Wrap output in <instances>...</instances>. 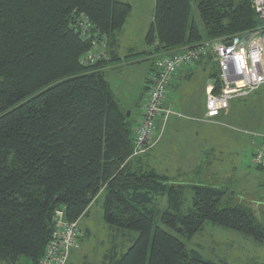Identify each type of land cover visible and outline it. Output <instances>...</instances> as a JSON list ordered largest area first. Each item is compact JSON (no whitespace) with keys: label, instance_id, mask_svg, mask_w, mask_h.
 Instances as JSON below:
<instances>
[{"label":"trees","instance_id":"16d2710c","mask_svg":"<svg viewBox=\"0 0 264 264\" xmlns=\"http://www.w3.org/2000/svg\"><path fill=\"white\" fill-rule=\"evenodd\" d=\"M250 1L155 0L145 46L171 55L264 28ZM193 3L202 29L191 20ZM131 10L121 0H0V264H40L55 212L77 222L101 193L108 228L136 233L103 264H213L182 240L207 222L264 244L254 213L224 204L223 190L186 185L193 196L183 214L181 184L131 163L134 124L103 75L118 60ZM102 38L107 60L83 65Z\"/></svg>","mask_w":264,"mask_h":264},{"label":"rangeland","instance_id":"374dc122","mask_svg":"<svg viewBox=\"0 0 264 264\" xmlns=\"http://www.w3.org/2000/svg\"><path fill=\"white\" fill-rule=\"evenodd\" d=\"M122 1L129 3L132 10L121 30V59L110 65L112 69H105V78L121 110L129 112L131 122L136 124L144 104L141 96L148 74L154 70V62L168 54L156 53L149 47L150 54L144 43L155 0ZM191 20L202 29L194 3ZM190 71L195 74L192 81L174 80L173 88L168 90L169 103L175 104L177 113L169 118L166 129L158 131L147 153L140 159H131V163L181 184L183 214L191 207L193 196L186 185L208 186L225 192L224 204L249 208L264 229V171L252 165L251 159L256 135L264 133V86L247 97L232 99L216 123H204L200 121L204 111L199 89L205 78H200L198 71L211 84L216 66L208 62L193 66ZM174 158H179V162L170 161ZM177 168L180 172L174 171ZM103 203L104 195L98 196L88 215L77 221L81 237L70 250L67 263L103 264L105 255L116 252L120 256L131 246L136 233L111 231L103 220ZM156 207L159 211L166 209L164 196L157 198ZM155 224L161 226L159 217ZM182 240L187 250L198 252L213 264H264V244L208 222L190 240Z\"/></svg>","mask_w":264,"mask_h":264},{"label":"built area","instance_id":"2783aa9c","mask_svg":"<svg viewBox=\"0 0 264 264\" xmlns=\"http://www.w3.org/2000/svg\"><path fill=\"white\" fill-rule=\"evenodd\" d=\"M250 4L258 18L264 20V0H251ZM91 44L92 49L83 58L82 64L90 66L97 61L107 60L106 41L102 38ZM209 57L217 72L216 78L205 88L201 122L214 123L227 111L232 99L247 97L264 86V28L201 42L193 49L159 58L154 62L155 71L150 79L141 115L134 124L130 159L146 154L155 135L175 115L168 100V90L177 72ZM256 137L252 165L264 171V133ZM80 237L78 222H67L62 211L55 212L54 230L40 264H66L70 250Z\"/></svg>","mask_w":264,"mask_h":264},{"label":"crops","instance_id":"0c3cea01","mask_svg":"<svg viewBox=\"0 0 264 264\" xmlns=\"http://www.w3.org/2000/svg\"><path fill=\"white\" fill-rule=\"evenodd\" d=\"M122 1V0H121ZM122 2H124V1H122ZM154 13V12H153ZM152 17H153V15H152ZM152 19V21H153V18H151ZM121 38H122V31L119 33V37H118V41H119V48H118V50H117V59L118 60H120L121 58H120V51H121V49H122V44H121ZM162 54H165V53H162ZM164 56H166V55H163L162 57H164ZM151 57H152V55H151ZM117 60V61H118ZM208 63V61L207 60H202V61H200V62H198V63H196L194 66H204V65H206ZM114 64V63H113ZM110 65L111 64H108L107 66H106V68H108V66L110 67ZM193 66H191V67H185V68H183V69H181V70H179L178 72H177V74H176V76H175V78H174V80H176V81H183V83H184V81L186 80L187 82H190V81H192V79H193V77H194V72H192V71H190V69L192 68ZM105 68V69H106ZM114 68V67H113ZM105 69L103 70V75H104V79H105V81L108 83V85H109V87L111 88V91H112V94H113V96H114V99L116 100V102L118 103V101H117V99H116V97H115V94H114V92H113V90H112V87H111V85L109 84V82L106 80V78H105V74H106V72H105ZM110 69H112L111 67H110ZM198 73L200 74V78L202 77V76H204V78L205 79H202L201 80V82H200V89H199V92H200V99H201V102H202V108H203V111H204V92H205V88H206V86L208 85V79L209 78H207V77H205V75H204V73H201V71H198ZM154 74V70H153V68H152V70L149 72V74H148V77H147V79H146V81H150V79H151V77H152V75ZM209 77H210V75H209ZM176 81H173V84H171V86H170V88L172 89L173 88V85H174V83L176 82ZM149 86V85H148ZM169 88V89H170ZM147 88H146V83H145V86H144V90H143V94H142V100L144 101V103H145V100H146V96H147V90H146ZM145 93V94H144ZM171 104V107H172V110H173V112L176 114L177 112L174 110V106H175V104H173L172 102L170 103ZM118 105H119V103H118ZM144 105V104H143ZM119 107H120V105H119ZM143 107V106H142ZM142 110V109H141ZM140 113H141V111H140ZM204 114V113H203ZM141 115V114H140ZM178 115V114H177ZM140 117V116H139ZM217 122V120L214 122V123H216ZM169 123H170V121H168L167 122V124H166V127H168V125H169ZM205 123V122H204ZM214 123H209V124H214ZM166 127H165V129H166ZM171 162H173V163H178L179 162V158H174V159H172V160H170ZM169 161V163L171 164V162ZM177 165H179V164H177ZM174 166V165H173ZM179 167V166H178ZM180 168H179V170H178V168L177 169H175L174 171H179L180 172ZM102 195V193L99 195V196H101ZM97 198H98V196H97ZM97 198L94 200V201H96L97 200ZM93 201V202H94ZM91 206V205H90ZM90 206H89V209H90ZM68 264V263H67Z\"/></svg>","mask_w":264,"mask_h":264},{"label":"water","instance_id":"95a60500","mask_svg":"<svg viewBox=\"0 0 264 264\" xmlns=\"http://www.w3.org/2000/svg\"><path fill=\"white\" fill-rule=\"evenodd\" d=\"M126 117H127V118L129 117V112H127Z\"/></svg>","mask_w":264,"mask_h":264}]
</instances>
